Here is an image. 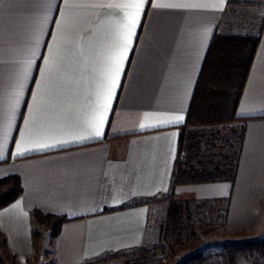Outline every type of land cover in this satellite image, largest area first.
<instances>
[{
    "label": "crops",
    "instance_id": "1",
    "mask_svg": "<svg viewBox=\"0 0 264 264\" xmlns=\"http://www.w3.org/2000/svg\"><path fill=\"white\" fill-rule=\"evenodd\" d=\"M49 2L50 10L44 7ZM67 2L75 6L66 9V0H0V179L18 175L23 183L21 196L0 209V261L4 256L25 263L49 238L55 264H94L153 244L159 237L154 217L167 210L163 197L171 186L180 126L208 51L215 37L225 36L259 37L236 108L242 119L237 124L245 126L237 175L234 182L180 184L175 193L182 200L228 198L227 231L241 235V242L257 240L264 232V0H224L222 10L152 7L219 0H149L100 137L90 134L86 121L123 17L106 5L121 0ZM37 36L4 142L8 99ZM50 55L55 59L46 64ZM175 115L183 121L166 122ZM22 140L28 150L16 156ZM35 210L67 216L54 240ZM259 261L243 258L239 264H264Z\"/></svg>",
    "mask_w": 264,
    "mask_h": 264
},
{
    "label": "trees",
    "instance_id": "2",
    "mask_svg": "<svg viewBox=\"0 0 264 264\" xmlns=\"http://www.w3.org/2000/svg\"><path fill=\"white\" fill-rule=\"evenodd\" d=\"M259 37H215L208 51L187 121L180 126L178 156L169 192L163 197L167 210L158 221L159 239L153 244L107 255L104 260L125 258L132 264H155L167 261L170 254L190 244L211 227L226 228L228 198L220 200L180 199L176 186L185 183L216 181L234 182L244 140V125H232L240 120L236 116L243 85ZM23 193L18 175L0 179V209L15 201ZM157 201V200H155ZM224 205V208L222 206ZM39 224L46 225L54 240L65 215L34 211ZM264 259V240L228 244L221 262L202 251H194L176 264H239V256ZM92 262V263H93Z\"/></svg>",
    "mask_w": 264,
    "mask_h": 264
},
{
    "label": "snow or ice",
    "instance_id": "3",
    "mask_svg": "<svg viewBox=\"0 0 264 264\" xmlns=\"http://www.w3.org/2000/svg\"><path fill=\"white\" fill-rule=\"evenodd\" d=\"M149 2V0H121L118 3H108L106 5L109 9H118L123 12V17L119 20L118 29H117V39L111 46L110 50L105 55L103 70L101 73V82L97 90L95 91V102L92 105L91 113L86 121L87 130L90 134L100 137L103 134V128L107 120V115L111 107V103L113 97L115 95L116 88L119 85L120 76L123 71L125 60L127 59L129 48L133 41V36L135 35L136 28L139 24L141 15L144 11L145 4ZM224 0H219L217 5L213 4H160L155 3L152 4L154 8L168 7V8H210L215 7L218 10H222ZM75 5H71L67 2L65 3V8H69ZM83 6V5H81ZM97 6V5H94ZM100 7H104L105 5H98ZM47 9H51L52 5L49 2L47 5H44ZM45 19L47 17L45 16ZM39 38L37 36L35 40V46L30 50L29 58L25 59L22 64V70L18 75L16 82L13 85L12 92L8 99V119L6 128L3 133V141L6 142L8 139L9 130L12 127V120L15 118L16 111L18 105L21 103V96L24 92V81L28 79V72L31 69L33 60L32 56L36 55V47L39 46ZM54 55H50L46 60V64H51L54 61ZM3 63V61H0ZM39 67V66H37ZM48 69L46 68L44 73H42V81L41 87L46 84ZM69 82H71V77H69ZM34 100H39V94L36 97H33ZM184 119L183 115H175L172 117L170 121H166L167 123H176L179 124ZM141 128H144L145 125L141 124ZM29 134L31 133V129H28ZM26 140H22L20 143L16 145L15 155L20 156L23 155L25 151L28 149L24 148V143ZM33 143H37L38 147H44L45 145L39 144L37 141H33ZM3 150L4 143H0V158H3Z\"/></svg>",
    "mask_w": 264,
    "mask_h": 264
},
{
    "label": "rangeland",
    "instance_id": "4",
    "mask_svg": "<svg viewBox=\"0 0 264 264\" xmlns=\"http://www.w3.org/2000/svg\"><path fill=\"white\" fill-rule=\"evenodd\" d=\"M237 123L238 122L229 126H236V125L240 126ZM159 220H160V216L156 214V216L154 217V225L156 226V229L158 228ZM49 232L51 233V231ZM156 232L159 233V230L157 229ZM260 234H262V232H260L258 236ZM258 236L256 238L257 240L260 241L264 240V232L262 235H260L259 237ZM158 239L159 237H157L156 241H158ZM241 241H242L241 235L229 232L225 227H211L210 229L206 230L203 235H201L196 240L192 241L190 244L185 245L182 248L178 249L175 253L170 254V257L167 261H163L162 263H155V264H176L182 258H184L185 256H187L188 254L194 251H202L205 254H211L214 256L213 260L215 262H221L222 257L220 256V254L224 252L226 246L228 244H238ZM44 245L45 246L43 248L37 251V254L35 253L34 256L29 257L25 263H17V261L14 258L13 259L4 258L3 256L2 260L0 261V264H55L54 251H53L51 239L49 238ZM243 258L250 259L246 256L240 255L237 258V262L241 261V259ZM256 258H258L260 261H264L263 257L261 256H257ZM93 263L100 264V262L99 263L93 262ZM102 264H132V263H128V261L125 258L120 257L117 259L107 260V262Z\"/></svg>",
    "mask_w": 264,
    "mask_h": 264
}]
</instances>
